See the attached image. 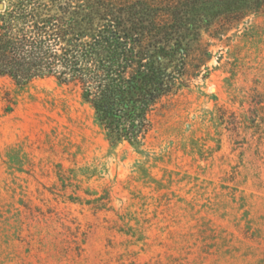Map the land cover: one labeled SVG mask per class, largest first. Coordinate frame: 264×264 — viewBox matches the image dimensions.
Wrapping results in <instances>:
<instances>
[{
    "label": "rangeland",
    "instance_id": "1",
    "mask_svg": "<svg viewBox=\"0 0 264 264\" xmlns=\"http://www.w3.org/2000/svg\"><path fill=\"white\" fill-rule=\"evenodd\" d=\"M112 146L79 91L0 77V264H264V13Z\"/></svg>",
    "mask_w": 264,
    "mask_h": 264
},
{
    "label": "trees",
    "instance_id": "2",
    "mask_svg": "<svg viewBox=\"0 0 264 264\" xmlns=\"http://www.w3.org/2000/svg\"><path fill=\"white\" fill-rule=\"evenodd\" d=\"M0 77L79 91L112 146L142 148L161 102L212 58L220 20L264 13V0H0Z\"/></svg>",
    "mask_w": 264,
    "mask_h": 264
},
{
    "label": "water",
    "instance_id": "3",
    "mask_svg": "<svg viewBox=\"0 0 264 264\" xmlns=\"http://www.w3.org/2000/svg\"><path fill=\"white\" fill-rule=\"evenodd\" d=\"M4 9V4L0 3V10Z\"/></svg>",
    "mask_w": 264,
    "mask_h": 264
}]
</instances>
